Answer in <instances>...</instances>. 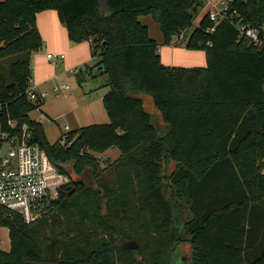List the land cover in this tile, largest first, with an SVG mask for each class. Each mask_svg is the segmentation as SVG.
<instances>
[{
  "label": "trees",
  "instance_id": "trees-1",
  "mask_svg": "<svg viewBox=\"0 0 264 264\" xmlns=\"http://www.w3.org/2000/svg\"><path fill=\"white\" fill-rule=\"evenodd\" d=\"M236 6L264 40V0ZM48 9L72 42L94 40L108 74L109 122L71 130L65 144L51 143L29 116L37 107L27 94L31 56L43 46L37 14ZM197 12L196 0L0 3V102L70 179L55 211L33 223L0 212L11 242L0 264H264V46L239 40L229 21L210 32L205 15L186 48L204 50L207 65L167 66L140 21L152 16L170 44ZM113 147L120 157L103 166L95 153ZM85 171L93 184L76 178ZM50 220L60 237L44 232Z\"/></svg>",
  "mask_w": 264,
  "mask_h": 264
},
{
  "label": "built area",
  "instance_id": "built-area-1",
  "mask_svg": "<svg viewBox=\"0 0 264 264\" xmlns=\"http://www.w3.org/2000/svg\"><path fill=\"white\" fill-rule=\"evenodd\" d=\"M237 0H196L198 12L206 11L214 27L229 21L238 31V39L248 45L264 46V40L257 28L251 27L240 19L236 6ZM91 48L95 42L88 40ZM49 61H62L63 54L49 53ZM75 71H78L76 68ZM65 84L54 89H67ZM30 99L41 98L46 93L38 94L31 86L27 90ZM42 118V117H41ZM70 127L65 126L60 141L68 142ZM7 151L0 159V212L18 214L27 223H33L55 211L61 191L68 183V176L59 172L50 161L47 152L35 142L32 129L27 123L22 125L16 119L5 114L4 105L0 102V151Z\"/></svg>",
  "mask_w": 264,
  "mask_h": 264
},
{
  "label": "rangeland",
  "instance_id": "rangeland-1",
  "mask_svg": "<svg viewBox=\"0 0 264 264\" xmlns=\"http://www.w3.org/2000/svg\"><path fill=\"white\" fill-rule=\"evenodd\" d=\"M206 13L207 10L200 11L198 14L196 13V15H194L191 27L182 33L183 42H187L189 36L199 25V22ZM140 21L149 27L151 37L159 44H162L163 35L160 26L152 16H142ZM99 58V56L96 57L94 67H88L87 71L80 74V76L75 74V72L78 71L65 72L59 80L52 83V86L44 91L46 94L41 96V100L39 98L33 99L34 103L37 104V107L29 113V116L31 119H39L41 113L45 114L46 117L41 120V123L44 127L45 135L51 143L59 141L63 131H65L66 125L70 127V130H75L94 123L109 122V116L105 109L103 98L101 99V95L107 93L109 89L107 86L108 74L104 70L99 69ZM57 69L59 70L60 66H58ZM86 79L91 81V85L88 87L86 86ZM62 84H68L69 87L64 90L59 89L58 91L54 89L55 86L60 87ZM36 91L38 94L43 93L38 89H36ZM143 98L145 108L152 115L153 123L163 130L162 128L165 124L151 99L144 94ZM73 119L76 120V123L73 122ZM95 156L99 158L101 164L105 166V164L107 165L110 162L117 160L120 157V153L117 148L113 147L104 152L95 153ZM76 178L82 179L86 184L94 183L93 177L89 171H85L82 175L76 176ZM4 227L5 226L0 227V248L9 249L11 247L10 237L7 233L5 235L3 232L2 234V230L4 231L5 229ZM44 232L49 234L50 237H60V232L51 224V220L45 226ZM181 233L183 234V237H186L184 231H181ZM181 247V254L183 256L189 254L190 245L188 242H182ZM176 259H179V257L176 256ZM179 261L181 260L179 259Z\"/></svg>",
  "mask_w": 264,
  "mask_h": 264
},
{
  "label": "crops",
  "instance_id": "crops-1",
  "mask_svg": "<svg viewBox=\"0 0 264 264\" xmlns=\"http://www.w3.org/2000/svg\"><path fill=\"white\" fill-rule=\"evenodd\" d=\"M2 1L3 0H0V3ZM37 26L43 38V46L40 50L33 52L31 56L32 77L30 80V86L36 93H38L36 89L44 93L48 87L52 86V83L59 80V78L67 71L75 72L77 68L79 73L75 72V74L80 76V74L87 71L88 67H94L96 55L89 42L87 40L82 42H72L68 37L67 27L61 23L56 10L48 9L38 13ZM182 37L183 34L181 33L178 36H174L170 44H163L162 42L159 50L162 62L167 66H206L207 59L205 51L190 50L186 48V42H183ZM49 53L63 54L64 59L56 62L49 61L47 59ZM58 66H60L59 70L57 69ZM86 81V86H90L91 81H88L87 79ZM103 95L104 94L101 95V99L103 98ZM45 117V114L41 113L39 119L34 120L42 122L41 120ZM73 122L76 123V120L73 119ZM4 228L2 234L4 232L5 235L7 233L9 236V229L7 227ZM185 234L186 237H190L186 232ZM182 236L183 234L180 237ZM261 237H264V224ZM9 249L2 250L8 251Z\"/></svg>",
  "mask_w": 264,
  "mask_h": 264
},
{
  "label": "water",
  "instance_id": "water-1",
  "mask_svg": "<svg viewBox=\"0 0 264 264\" xmlns=\"http://www.w3.org/2000/svg\"><path fill=\"white\" fill-rule=\"evenodd\" d=\"M99 69H102V67H99ZM6 151H7V148L6 147H4V148L1 149V151H0V159L5 154ZM67 182L68 183L70 182V179L69 178H68Z\"/></svg>",
  "mask_w": 264,
  "mask_h": 264
}]
</instances>
